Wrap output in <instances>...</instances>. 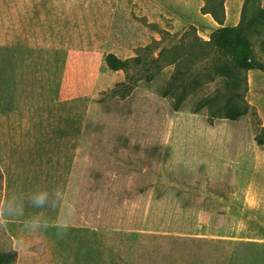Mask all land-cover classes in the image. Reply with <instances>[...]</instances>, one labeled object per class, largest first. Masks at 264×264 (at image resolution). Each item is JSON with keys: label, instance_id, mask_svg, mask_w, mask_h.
<instances>
[{"label": "rangeland", "instance_id": "1", "mask_svg": "<svg viewBox=\"0 0 264 264\" xmlns=\"http://www.w3.org/2000/svg\"><path fill=\"white\" fill-rule=\"evenodd\" d=\"M205 2L0 0V253L14 264H264V22L247 30L256 67L237 68L247 110L219 117L226 57L201 40L217 26ZM225 7L247 26L264 0ZM177 44L179 73L170 53L154 62ZM110 52L146 59L114 70Z\"/></svg>", "mask_w": 264, "mask_h": 264}, {"label": "trees", "instance_id": "2", "mask_svg": "<svg viewBox=\"0 0 264 264\" xmlns=\"http://www.w3.org/2000/svg\"><path fill=\"white\" fill-rule=\"evenodd\" d=\"M204 5V13L211 14L214 19L221 25L219 28L214 30L209 40H204L201 38L202 42L209 46L213 51L219 53L220 55H225L226 59L221 60V62L216 66L215 72L223 78L222 82L228 88V92L226 93V97L224 102L220 104L219 113L217 116L219 117H228L231 119H237L241 117L247 110V108L243 105L238 104L234 101L233 96H240V90L235 89L238 85L237 78H240V74L237 73V68L250 69L254 68L255 63L254 60V50H253V42L250 36L247 33L248 27L253 25L255 22H264V9L259 8V12L255 15V19H251L250 24L244 26L241 25H225L226 20V7L225 0H205ZM262 17V19H261ZM264 24V23H263ZM159 44V42H156ZM197 45V44H196ZM184 44H177L172 47H161L158 52V56L154 57V62L160 63L165 58L169 56V53L172 55V59L169 61V64L176 65V71L179 68V65L183 64V59L187 58L188 53L185 51H180L183 48ZM150 47V46H148ZM168 53V54H167ZM177 53V54H176ZM145 56L138 55L129 58H122L118 56L114 52L108 53L106 57L107 65L114 70L124 69L128 70L135 63L142 64L145 61ZM188 69L180 72L182 75L181 79L184 80V84L181 85L183 87V91L189 88H195V86L199 83L197 79L191 80L187 82L186 80L189 78ZM211 77L212 74H208ZM131 79V75L128 73V80L118 82V85H129V80ZM177 75H174L172 78L171 85L179 86L176 84ZM190 83V84H189ZM129 87V86H127ZM118 88H113L112 93L115 94L119 92ZM207 104L212 103L213 100L210 98L207 99ZM181 106L180 101L175 103V108L179 109ZM224 109V112H223ZM216 115L215 113L213 114ZM263 131L260 134L256 135V141L259 144H264V126H262ZM17 257V251L15 249H11L8 251H4L0 253V264H14L15 259Z\"/></svg>", "mask_w": 264, "mask_h": 264}, {"label": "crops", "instance_id": "3", "mask_svg": "<svg viewBox=\"0 0 264 264\" xmlns=\"http://www.w3.org/2000/svg\"><path fill=\"white\" fill-rule=\"evenodd\" d=\"M232 13L227 9L226 11V20H225V25H231V26H234V25H237V22L234 21L235 17L231 15ZM234 21V22H233ZM217 23V26H215L214 29H217L219 28L221 25L216 21ZM202 30V29H201ZM200 31V33L202 32L203 33V36L207 39H210V35L211 33L214 31V30H211L210 33H206L204 30L203 31Z\"/></svg>", "mask_w": 264, "mask_h": 264}, {"label": "clouds", "instance_id": "4", "mask_svg": "<svg viewBox=\"0 0 264 264\" xmlns=\"http://www.w3.org/2000/svg\"><path fill=\"white\" fill-rule=\"evenodd\" d=\"M46 199V195H37L32 198V203L35 204L37 207H41L45 203Z\"/></svg>", "mask_w": 264, "mask_h": 264}]
</instances>
